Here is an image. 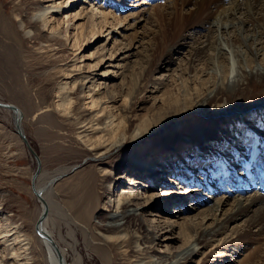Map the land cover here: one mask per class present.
Here are the masks:
<instances>
[{
  "label": "rangeland",
  "instance_id": "1",
  "mask_svg": "<svg viewBox=\"0 0 264 264\" xmlns=\"http://www.w3.org/2000/svg\"><path fill=\"white\" fill-rule=\"evenodd\" d=\"M230 1L139 0L136 10H144L146 18L137 29V36L143 39V46L139 50L142 51V55L152 59V64L150 66H136L135 69H131V72L128 73L130 76L126 78L127 83L132 81H130L132 76L138 75L140 78L138 92L136 97L132 99L133 104L124 109L125 121L128 125L126 138L128 141L136 130L141 128H143L141 131L155 132L161 126H165L173 120L176 121V124L172 125L171 128L178 133L173 136L168 133L158 136L151 134L135 145L126 143L122 149H116L110 154L100 157L99 160L96 159L97 153L91 151L89 146L79 137L81 130L73 125L75 117L68 118L57 107L60 101L58 98L60 83L61 81L62 83L67 81L65 79L67 70H62V67L65 69V65L69 64L71 66L76 51L63 48L64 52L60 55L49 58L46 53L36 50L38 48L34 41L22 38L21 44L17 45L20 55L16 57L15 61H10V65L13 66L12 69L16 66L17 72L10 73V70H8L7 75L5 74L6 77L0 75V101L12 103L19 108L25 137L39 157L40 169L36 173V160L27 150L21 137L15 132L13 114L0 108V225L2 223L5 226L9 224L4 222L5 218L12 223L11 228L9 226L5 228L6 235L3 234L5 237L0 241V251H2L0 264H17L5 244H7L6 241L9 242L15 236L19 237L20 235H24V238H28L30 241L34 250L31 256L34 257L36 264H48L47 248L41 243L39 235L34 229L36 219L42 209L39 199L33 193L32 185L36 187V185L43 186L46 184L41 188L45 189V196H47L45 201L49 204L48 229L53 232L56 244L62 251L60 253L67 264H142L141 260L145 257L155 255L161 250L160 228H157V224L152 222L149 213H143L142 216L131 221L122 232L113 235L117 237L124 234V240L118 245L114 242H106L99 233L112 237L115 232L107 231L101 225L107 214L103 210L104 205L109 201L107 197L112 196V192L116 193L113 199H117V194H121L123 191L128 192L130 188L133 191L140 190L141 196L144 194L149 195L153 191L158 193L161 190L179 193L182 191V185H179L180 179L186 175L188 167L193 170L199 166L197 158H194V154L197 153L191 144L185 145V149L180 152L184 148L182 146L184 143L181 141L182 137H191L195 129L203 131L212 127L211 124H207V118L195 111L194 106L206 97L208 82L204 79L208 78L207 76L200 78L207 70L202 65L195 66L194 70L190 69L188 71L187 68L190 67L188 62L189 51L192 48L189 44L195 43L193 40L195 36L200 34V28L208 26V30H210L214 27V39L230 60V68L237 65L236 60L244 52L250 53L253 49L257 50L260 42L263 43L262 46L264 47V28H254L252 26L248 36L244 33L246 27L237 25L235 28L236 34L233 35V38L236 39L234 41L233 38L227 40L229 37L225 34L222 26L229 24V22H214V14L210 13L209 10L224 7ZM106 2V8H109V11L110 9L114 10V8L109 7L113 2L111 0ZM166 2L168 3L167 6L164 5ZM185 2L188 4L184 6ZM197 2L198 6L196 5ZM33 3L31 0H0V17L10 19L8 22L15 23L16 17L22 18ZM96 3H98V6L102 4L99 0H86L85 6L90 10ZM195 5L196 7H194ZM195 8L197 13H194ZM191 10H194L192 14ZM130 13H133V11L125 8L120 14L129 15ZM97 20V22L100 21L98 16ZM76 22L77 20L73 21L72 24ZM202 32L206 33V31ZM73 33L74 31L70 30L69 34ZM184 35L186 36L183 37ZM72 43H70L71 46ZM177 43L182 47L184 46V49H175L177 47L174 46ZM2 44L3 41L0 35V53ZM214 47L211 44V49L208 51L210 54L206 56H212L216 53ZM90 49L91 47L83 50L82 53L87 56L93 51ZM259 55L260 60H263L264 50L260 51ZM166 62H172L169 72L159 70L164 68ZM18 63L21 64L18 65ZM147 69V75L144 76L145 78L143 77L144 79L141 78L143 70L146 71ZM84 71L87 72L88 68ZM192 71L198 79L195 83H191L187 78L188 72ZM209 72L217 74L213 69ZM70 74L74 75L76 72H70ZM169 75L171 80L165 84L164 81ZM129 77L130 79H128ZM113 83L119 84L120 81L116 79ZM195 86L198 90H195ZM104 96L102 94L103 98ZM106 96L109 98L105 100L104 109L102 110L105 117L100 122V129L103 133L92 134L93 137L105 135L102 128H105V123L109 121V113H113L117 106L123 107L122 97H116L117 100L114 102V92H108ZM121 96L124 97L122 94ZM71 98L74 102L73 108L78 115L82 114L88 119H92L91 116L95 115L96 109H91V106H89L90 100L87 94L76 91L71 94ZM175 99H178V107L182 108L186 105V108L176 111ZM228 100L226 92L220 98L223 108H225ZM263 101L264 81L260 82L258 80L247 82L234 97L236 107L240 108L239 110H248V112L251 111L250 108L253 104ZM140 105L142 109L137 107ZM134 107L135 111L132 110ZM185 112L189 114H183ZM255 114L257 113L251 114L250 112L248 116L246 115L243 118V122L247 124H243L244 130L256 125L257 120L255 119L257 116L253 118ZM122 117L124 118V116ZM164 135L175 143V147L181 146L176 151L179 154L183 153V155L171 154L172 152L165 147L159 149V143L164 146ZM100 150L99 154L105 152L103 149ZM129 155H140L143 161H153L159 169H161V164L168 169L169 164L176 163L180 170L171 168L173 172L172 170L167 171L161 176L168 183L173 184L175 182L176 185L171 186L170 184V186L163 185L159 188L143 189L147 183H151L150 185L153 187L156 181L142 174L139 175L137 172L135 174V171L132 170ZM247 156L248 153L245 154V157ZM262 159L264 160V156L259 159L260 162ZM259 160L258 165L263 166L264 161L259 163ZM183 162L186 163L185 166L182 164ZM237 163L238 160L231 161V165L236 166ZM172 167L174 168V166ZM208 167L217 168V165L214 161H210ZM128 173L129 175L126 178L121 179ZM236 174L238 173L236 172ZM55 175L60 176L55 177ZM200 177H204L206 180L207 175L201 176V173L192 175L194 181ZM117 186L118 188H116ZM224 187L225 185L220 188L223 189ZM194 204L196 202H193V199L189 200L186 207H194ZM166 208L169 212L175 210L172 205ZM108 209L110 211L116 210L114 204ZM186 215L193 216L192 212ZM171 218L172 216L162 212L160 217L155 220L165 223ZM163 223H160V225ZM12 228H16L17 232ZM0 231H4V229L0 227ZM174 238L168 242V251L173 254L182 251L186 246L185 234L179 236L178 239ZM145 243L148 245L158 243V245L146 248ZM258 244L253 250V243L249 233L246 232L235 248L230 243H223L219 246V249L213 255L216 259L214 264H218L219 259H223L222 257H225L228 253L232 255L233 252L235 261L232 264H252L256 255L259 263L264 264L263 237L259 239ZM15 248H17V245ZM213 248L212 246L207 250ZM76 261L78 262L76 263Z\"/></svg>",
  "mask_w": 264,
  "mask_h": 264
},
{
  "label": "bare ground",
  "instance_id": "2",
  "mask_svg": "<svg viewBox=\"0 0 264 264\" xmlns=\"http://www.w3.org/2000/svg\"><path fill=\"white\" fill-rule=\"evenodd\" d=\"M31 1L34 3L28 12L22 18L16 17L15 23H10V21L8 22L10 19L0 17V35L3 41L0 53V57H3H1L0 62V75L2 77H6L8 70L10 73L17 72L16 66L12 69L13 66L10 65V61H15L16 57L20 55L17 45L21 44L22 38L34 41L38 48L36 50L46 53L49 58L60 55L64 52L63 48L76 51L74 55L72 53L74 58L71 61V66L68 64L69 66L65 65V69L62 67V70H67L65 77L67 81L60 83L58 89L60 101L57 107L68 118L75 117L73 125L81 130L79 137L89 146L91 151L97 153V160L116 149H122L126 143L135 145L151 134L158 136L168 133L173 136L178 133L171 128L172 125L176 124V121L173 120L155 132L141 131L143 129L141 128L136 130L134 135L129 138L130 140L127 141L126 138L128 125H126L124 109L133 104L132 99L136 97L140 82L138 75L132 76V79L129 77L128 79L132 80L130 83L126 82V78L130 76L128 73L131 72V69H135L136 66H150L152 64V59L142 55V51L139 50L143 46V39L137 36V29L141 22L146 20L145 11L136 10L139 0L128 2L127 0H111L113 4L109 7L114 8V10L110 9V11L109 8H106L107 0H99L102 3L101 6L96 3L90 10L85 6L86 0ZM118 2H120L119 5ZM187 4L185 2L184 6ZM164 5L167 6L168 3L166 2ZM196 5L198 6V2ZM125 8H129L133 13L121 15L120 13ZM193 12L194 10H191V14ZM209 12L214 14V22H229V24L222 26L225 34L229 37L227 40L234 37L237 25L246 27L244 33L248 36L250 27L264 28V0H231L226 6L213 8ZM194 13H197V9ZM97 16L99 22H97ZM76 20L77 22L72 24ZM70 30H73L74 33L69 34ZM200 30V34L195 36L193 40L195 43L189 44L192 48H190L188 58L190 67L187 69L189 71L195 66L202 65L208 70H205L200 77L207 76L208 78L204 79L208 82L206 97L194 107L198 114H202L204 118L208 119L207 124H211L212 127L203 131L195 129L191 137H182L181 141L184 143L182 145L184 148L180 150V152L183 151L185 145L191 144L197 153L194 154V158H197L199 166L193 170L187 166V173L179 182V185H182V191L179 193L161 190L158 193L153 191L149 195L141 196L140 190L133 191L130 188L128 192L123 191L121 194H117V199H113L116 193L112 192V196L107 197L109 203H105L103 209L107 214L101 225L107 231L115 232L112 237L99 233L108 243L114 242L118 245L124 240V234L117 237L113 235L122 232L131 221L142 216L143 213H149L152 222H155L157 228H160L162 248L155 255H150L141 260L142 264H191L194 262L197 264H214L216 259L213 255L223 243H230L235 248L242 240V235L247 232L254 250L259 245V239L264 238V165H258L259 157L264 155V101L253 104L249 112L248 110H239L240 108H237L234 103L237 92L247 82L252 80L264 81V59L260 60L259 55V52L264 50L263 43H259L257 50L253 49L250 53L244 52L240 55L236 60L237 65L230 68V60L214 39V27L208 30V26H204ZM202 31H206V33ZM234 39L236 38H233V41ZM211 44L215 46L216 53L212 56H206L210 54L208 51L211 49ZM90 47V50L93 51L87 56L84 55L83 50ZM174 47H177L175 49H184V46L182 47L178 43ZM171 64L172 62H166L164 68L159 70L169 72ZM87 68L88 71L85 72L84 70ZM211 69L215 70L217 74L210 73ZM70 72H76V74L72 75ZM193 72H188L187 77L191 83L198 80ZM147 73L148 69L143 70L141 78ZM170 78L169 75L165 79V84L171 80ZM116 79H119V84L113 83ZM76 91L85 92L90 100L89 106L91 109H96L95 115L91 116L92 119H88L82 114L78 115L73 108L74 102L71 94ZM108 92H114V102L117 100L116 97H122L123 107L117 106L113 113H109V121L105 123V128H102L105 135L93 137L92 134L103 133L100 129V122L105 117L102 110L105 100L109 98L106 96ZM226 92L229 100L226 101L227 104L223 108L220 98ZM102 94L105 95L104 98ZM160 103L163 104L161 101ZM174 104L176 111L186 108V105L182 108L178 107V99H175ZM135 107L132 108L133 111H135ZM137 107L141 108V105ZM1 109L8 110L13 114L15 128L18 126L19 130L25 134L19 108L17 114L9 109ZM250 112L251 114L257 113L253 116V118L257 116L255 119L257 122L255 126L244 130L243 118L248 116ZM179 124L181 123L179 122ZM17 135L20 136L19 133ZM25 140L28 142L27 138ZM163 140L164 146L159 143V149L165 147L172 152L171 154H179L176 150L180 149L181 146H176L178 147L176 148L175 143L166 138L165 135ZM100 149L105 150V152L99 154ZM246 153H248L247 157H245ZM129 160L135 174L137 172L139 175L142 174L156 181L153 187H151V183H147L143 189L159 188L163 185L170 186V184L171 186L176 185L175 182L173 184L168 183L165 178L161 177L172 169L180 170L176 163L169 164L168 169L161 164V169H159L153 161H143L140 155H129ZM234 160H238L236 166L231 165V161ZM210 161H214L217 168L208 167ZM182 164L185 166L186 163L183 162ZM181 169L183 170L182 167ZM196 173H201V176L206 174V180L204 177H200L194 181L192 175ZM128 175L129 173L121 179ZM57 176L60 175H55V177ZM224 185L225 187L221 189L220 187ZM43 186L36 185L35 189L38 191ZM45 194L44 192L42 196L47 198ZM192 199L193 202H196L195 206L186 207L187 201ZM39 202L41 209H43L42 201L39 200ZM113 204L116 210L110 211L108 207H112ZM170 205L175 207L172 212L166 208ZM162 212L172 216L171 220H175H168L165 223L160 220L156 221L155 219L159 218ZM191 212L193 216L186 215ZM49 217L47 214L39 224V229L43 234L42 237L39 235V239L47 248V263L67 264L56 244L53 232L48 229ZM4 222L9 223L7 225L9 228L12 227L9 219L5 218ZM160 223L163 224L160 225ZM1 225L0 227L4 231H0V241L4 239L3 234L6 235L5 228H7L3 223ZM12 230H16V228H12ZM184 234L186 235V246L178 253H170L168 242L173 240L175 236L177 237L174 239H178ZM24 237V235L15 236L11 241H6L7 244L5 245L8 247V251H11V255L17 264H36L34 257L31 256L34 253L31 243L28 238ZM16 245L17 248H15ZM156 245L158 243L144 244L146 248H152ZM212 246L214 248L208 251L207 249ZM233 256L234 252L232 255L228 253L217 262L218 264H232L235 261ZM257 257V255L254 257V264H260Z\"/></svg>",
  "mask_w": 264,
  "mask_h": 264
},
{
  "label": "water",
  "instance_id": "3",
  "mask_svg": "<svg viewBox=\"0 0 264 264\" xmlns=\"http://www.w3.org/2000/svg\"><path fill=\"white\" fill-rule=\"evenodd\" d=\"M0 107L1 108H5V109H9L11 110L12 112H14L15 114L18 113V108L17 106H15L14 104L12 103H8V102H2L0 101ZM15 132L21 137L22 141L25 143L26 145V148L27 150L29 151V153L34 157V159L36 160V164H37V167H36V173L37 171L40 169V163H39V157L37 156V154L35 153V151L31 148V146L28 144V142L25 140V134L19 130L18 126L15 128ZM35 173V174H36ZM32 190H33V193L34 195L42 201L43 203V209L41 211V213L39 214V216L37 217L36 219V224H35V232L40 235L41 237L43 236V234L41 233L40 229H39V224L40 222L47 216L48 214V204L47 202L45 201V197L42 196V194L45 192V189L44 188H41L39 189L38 191L35 189L34 185H32ZM60 258V257H59ZM61 259V258H60Z\"/></svg>",
  "mask_w": 264,
  "mask_h": 264
}]
</instances>
